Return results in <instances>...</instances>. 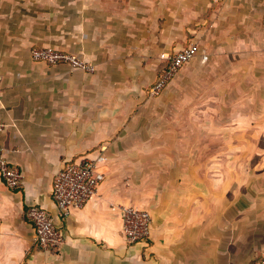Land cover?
I'll use <instances>...</instances> for the list:
<instances>
[{
  "label": "crops",
  "instance_id": "1",
  "mask_svg": "<svg viewBox=\"0 0 264 264\" xmlns=\"http://www.w3.org/2000/svg\"><path fill=\"white\" fill-rule=\"evenodd\" d=\"M190 44L199 56L151 96L162 56ZM38 46L96 71L36 62ZM0 124L23 174L0 177V264L264 259V0H0ZM100 152L106 180L61 217L56 174ZM116 205L150 214L146 242H127ZM31 207L54 217L57 248L36 244Z\"/></svg>",
  "mask_w": 264,
  "mask_h": 264
},
{
  "label": "built area",
  "instance_id": "2",
  "mask_svg": "<svg viewBox=\"0 0 264 264\" xmlns=\"http://www.w3.org/2000/svg\"><path fill=\"white\" fill-rule=\"evenodd\" d=\"M223 1L225 0H213L217 4ZM200 53L197 44H190L173 55H163L162 59L166 60L168 65L159 80L151 87L150 95L158 96L180 69ZM32 58L36 62L50 66L66 65L72 70L84 73L92 74L96 71L93 64L79 55L50 46L35 47L32 50ZM208 59V55L202 54L203 62H207ZM108 163L109 157L100 152L94 156L76 158L63 165L55 176L52 189V197L61 217H71L75 210L84 208L97 195L99 187L106 180ZM0 177L10 189L18 187L23 180L21 170L10 163L7 151L1 144ZM112 210L119 212L122 217L123 234L128 243L147 241L150 237L152 219L146 210L123 205L113 206ZM26 216L34 226L35 242L42 250L51 251L62 243V235L55 224V219L47 210L31 207ZM253 264H264V259L257 260Z\"/></svg>",
  "mask_w": 264,
  "mask_h": 264
},
{
  "label": "rangeland",
  "instance_id": "3",
  "mask_svg": "<svg viewBox=\"0 0 264 264\" xmlns=\"http://www.w3.org/2000/svg\"><path fill=\"white\" fill-rule=\"evenodd\" d=\"M163 74V73H162ZM161 74V75H162ZM161 77V76H160ZM160 77H158V78H160ZM159 80V79H158ZM157 80V81H158ZM171 81V80H170ZM169 81V82H170ZM167 86V85H166ZM151 89V88H150ZM165 89V88H164ZM164 89L162 90V92L164 91ZM162 92L158 95V96H160L161 94H162ZM158 96H153V97H158ZM158 165V167H159V170H161V169H163V163L161 162V163H158L157 164ZM131 167H132V164H127V165H125V167L124 168H126V170H129V169H131Z\"/></svg>",
  "mask_w": 264,
  "mask_h": 264
}]
</instances>
